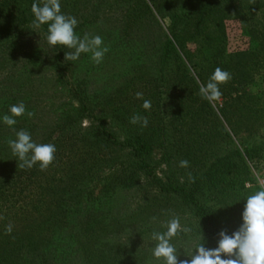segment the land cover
<instances>
[{
  "label": "rangeland",
  "instance_id": "rangeland-1",
  "mask_svg": "<svg viewBox=\"0 0 264 264\" xmlns=\"http://www.w3.org/2000/svg\"><path fill=\"white\" fill-rule=\"evenodd\" d=\"M170 1L61 0V11L78 21L75 29L78 35L102 37L108 51L97 64L91 54L83 53L75 62L64 60L67 48L58 54L57 61L56 49L49 48L41 28L33 29V19L23 14L29 1L0 0V40H3L0 42H4L5 49L0 54V115L10 114V106L20 102L24 103L26 113L34 114L16 117L13 127L0 123V264H161L151 255L156 243L151 239L152 233L164 231L163 225L172 217H179L182 226L193 224L175 201L160 202V210L149 203L142 206L140 183L135 188L118 191L101 206L94 202L78 205L72 202L68 207L59 204L61 190L70 184L72 172L73 176L85 177L82 184L95 188L93 197L101 193L109 175V151L83 136L70 140L71 130L62 126L76 118L77 124L71 128L86 135L94 131L91 118L76 117L81 100L90 107L89 114L103 120L119 140L125 138L126 132L134 131L148 138L152 144V164L159 177L167 170L165 157L171 146L161 143L152 123L150 110H154L156 95L159 96L156 112L164 116L165 122L174 126L182 121L185 125L184 130L178 127L175 133L168 126V135L196 141V135L191 134L201 128L198 116L193 117L198 102L192 104L186 99L191 94L189 86H182L176 94L170 79L173 63L159 59L163 37L157 23L165 30L170 22L168 12L179 7L174 0L172 4ZM156 9L165 10L163 21ZM9 28L18 33L13 44L5 38ZM224 31L228 54L248 48L249 40L239 22L225 20ZM187 48L193 54L198 52L195 44L188 43ZM249 90L253 94L264 92L263 74L254 78ZM138 92L142 97L136 96ZM144 100L151 101L150 109H143ZM211 106L218 115L220 106L214 103ZM258 109L262 110V118L257 121L232 123L236 138L231 139L237 148L252 139L254 132L264 137V104ZM133 115L146 116L147 127L130 123ZM203 123L204 130L211 134L200 133L199 143L219 136L220 128L213 117L205 118ZM222 125L228 131L226 124ZM22 129L38 144H55L54 160L46 169L41 170L39 164L30 169L19 167L8 141L15 139V133ZM101 157L108 159L86 174L89 166L82 169L80 164L91 166ZM114 157L118 161V155ZM179 159L178 155L169 162L176 165ZM248 167L249 179L239 196L233 197L234 191L228 188L219 191L216 198L214 194L205 196L209 207L217 212L220 230L234 231L241 222L243 199L264 188V156L248 163ZM8 224L13 226L10 234L5 232ZM182 233L172 239L180 260L190 258L186 255L196 245V231Z\"/></svg>",
  "mask_w": 264,
  "mask_h": 264
},
{
  "label": "trees",
  "instance_id": "trees-1",
  "mask_svg": "<svg viewBox=\"0 0 264 264\" xmlns=\"http://www.w3.org/2000/svg\"><path fill=\"white\" fill-rule=\"evenodd\" d=\"M28 1L23 14L28 19H33L30 11L33 0ZM37 2L43 3L44 0H37ZM172 2L171 0L170 3ZM174 4H179V7L172 8L168 12L167 18L170 22L165 30L157 23V28L163 37L158 50L159 59H168L173 63L170 79L176 94L182 90V86L185 88L189 86L191 94L186 99L192 104L198 102V109L193 111L196 114H193V117L198 116L201 128L192 132L191 135H196V141L200 133L210 135V132L204 130L203 121L211 116L219 125V136L205 143L198 141L196 143L195 140L189 142L184 140V137L169 136L168 126H171L172 132L175 133L178 132V127L184 130L185 125L182 121H178L174 126L170 122H165L164 116L156 112L159 109V96L156 95L152 105L154 110H150V115L153 117L152 123L157 127L156 131L162 139L161 143L170 145L172 149H167L165 157L168 162L167 170L159 177L152 164V144L148 138L134 131L130 134L126 132L125 138L119 140L107 129L103 120L89 114L90 107L85 106L81 100L78 102L76 117L91 118L95 123L94 131L86 135L76 128H71L77 124L76 118L62 123V126L67 128L66 131L71 130L70 140L83 136L88 142L102 144L103 149L109 151L107 153L111 155L107 163L109 175L105 179L107 183L101 193L98 191L97 197H93L95 188L82 184L85 177L73 176L72 172V176L68 178L70 184L61 190L59 204L64 203V206L68 207L72 202L74 205L81 202H94L101 206L103 202H110L118 191L135 188L140 183L139 194H141L142 206L149 203L156 205V208L160 210L162 209L160 202L175 201L185 215L193 221L188 228L192 232L196 231V235L194 234L196 244L203 243L206 248H214L216 234L220 231V227L217 222V212L209 207L205 196L214 194V197H217L218 192L225 188L236 193H232L233 197L239 196L240 189H244L243 185L249 179L248 163H254V160L264 156V137L257 133L254 132V137L248 138L246 144L240 145V148H237L231 139V136L236 138L232 123L239 124L262 118V110L258 107L264 104V92L253 94L249 90V85L257 75H264V0H174ZM163 11L156 9L161 21L165 17L162 16ZM151 16L154 18L153 14ZM225 20L239 22L244 36L249 40L246 50L234 54L227 53ZM8 30L5 38L13 44L18 33L13 28ZM46 30L47 25L41 27L44 37ZM188 43L197 46V54L189 51ZM55 49L57 54L55 59L58 61V54L63 53L65 48L58 45ZM3 50L5 51L4 42H0V54ZM216 67L228 71L231 79L220 85L222 95L216 100L209 101L201 96L199 87L208 81ZM211 103L220 106L218 115L214 113ZM222 123L226 124L228 131ZM117 155L118 161L114 157ZM178 155L179 162H188L187 167H181L180 163L172 165L169 162ZM106 159L108 158H96L91 166L84 162L80 165L82 169L89 166L85 171L88 174L89 171L94 170L95 165L101 167ZM152 198L157 200L154 201Z\"/></svg>",
  "mask_w": 264,
  "mask_h": 264
},
{
  "label": "clouds",
  "instance_id": "clouds-1",
  "mask_svg": "<svg viewBox=\"0 0 264 264\" xmlns=\"http://www.w3.org/2000/svg\"><path fill=\"white\" fill-rule=\"evenodd\" d=\"M33 16V29H39L47 25L45 40L50 49L61 46L69 51L64 52V60L77 61L81 54H91L90 58L99 64L108 51L103 46V39L98 35H84L81 37L75 31L78 21L75 17L64 14L61 11V0H44L43 3L33 0L30 8ZM231 79V74L216 67L208 78L201 84L199 92L209 101L218 99L222 93L220 85ZM142 93H136L138 98ZM143 109L151 108V101L144 100ZM10 114L0 115V123L13 127L16 117L25 115L26 108L23 102L12 105ZM27 116L34 114L27 111ZM130 123H139L141 127H147L149 121L146 116L133 115ZM12 155L19 161V167L32 168L39 164L41 170L46 169L54 160L56 146L53 143L38 144L33 141L31 134L25 130L15 133V139L8 141ZM187 161H181V167H187ZM240 215L239 226L229 233L221 229L217 234L216 246L206 248L203 243L196 244L188 259H178V248L172 243L173 237L179 232L189 233L190 228L182 226L179 217H172L163 227L164 231H154L151 239L155 246L151 249L154 259L161 264H264V188L248 195L245 199ZM12 224L5 226V232H12ZM203 239V238H202Z\"/></svg>",
  "mask_w": 264,
  "mask_h": 264
}]
</instances>
